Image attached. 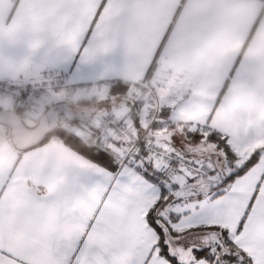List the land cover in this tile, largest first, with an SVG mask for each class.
I'll return each mask as SVG.
<instances>
[{
	"label": "snow or ice",
	"instance_id": "6c2138e0",
	"mask_svg": "<svg viewBox=\"0 0 264 264\" xmlns=\"http://www.w3.org/2000/svg\"><path fill=\"white\" fill-rule=\"evenodd\" d=\"M0 91V264H264V0H0Z\"/></svg>",
	"mask_w": 264,
	"mask_h": 264
},
{
	"label": "water",
	"instance_id": "95a60500",
	"mask_svg": "<svg viewBox=\"0 0 264 264\" xmlns=\"http://www.w3.org/2000/svg\"><path fill=\"white\" fill-rule=\"evenodd\" d=\"M7 111L13 115L14 119L9 121L8 124L6 125L3 122V118H4V112L5 109L0 110V124L5 125L9 128L10 130V138L11 140L14 139L15 137V133H16V127H15V123L16 121H20V122H24V119L22 118V116L14 109H7ZM39 119H43V116H40Z\"/></svg>",
	"mask_w": 264,
	"mask_h": 264
},
{
	"label": "built area",
	"instance_id": "2783aa9c",
	"mask_svg": "<svg viewBox=\"0 0 264 264\" xmlns=\"http://www.w3.org/2000/svg\"><path fill=\"white\" fill-rule=\"evenodd\" d=\"M5 99V93L0 91V100L3 101ZM7 101H11L12 109L16 110L24 119H27L29 117L31 112V105L30 104H21L19 101H17L14 97H9Z\"/></svg>",
	"mask_w": 264,
	"mask_h": 264
},
{
	"label": "crops",
	"instance_id": "0c3cea01",
	"mask_svg": "<svg viewBox=\"0 0 264 264\" xmlns=\"http://www.w3.org/2000/svg\"><path fill=\"white\" fill-rule=\"evenodd\" d=\"M1 101V100H0ZM12 104H11V101H7V105H6V109H12ZM2 109H5V108H2ZM28 119H31V115H29V117H27ZM40 118V117H39ZM1 129V128H0ZM6 130L4 131H0L1 134H0V141H4V140H9L10 141V137L9 135L7 134V132H5Z\"/></svg>",
	"mask_w": 264,
	"mask_h": 264
},
{
	"label": "trees",
	"instance_id": "16d2710c",
	"mask_svg": "<svg viewBox=\"0 0 264 264\" xmlns=\"http://www.w3.org/2000/svg\"><path fill=\"white\" fill-rule=\"evenodd\" d=\"M0 110H2V108H0ZM4 127L5 129H6V132H7V134L9 135V137H10V130H9V128L7 127V126H5V125H2V124H0V127ZM0 134H1V132H0ZM10 140H11V138H10Z\"/></svg>",
	"mask_w": 264,
	"mask_h": 264
},
{
	"label": "rangeland",
	"instance_id": "374dc122",
	"mask_svg": "<svg viewBox=\"0 0 264 264\" xmlns=\"http://www.w3.org/2000/svg\"><path fill=\"white\" fill-rule=\"evenodd\" d=\"M31 119H32V118H31ZM31 119H28V118H27V119H25V120H31ZM0 128H1L0 131H1V130H2V131L6 130V129H5L4 127H2V126H1ZM5 132H6V131H5Z\"/></svg>",
	"mask_w": 264,
	"mask_h": 264
}]
</instances>
